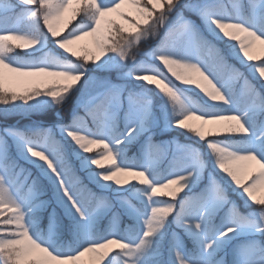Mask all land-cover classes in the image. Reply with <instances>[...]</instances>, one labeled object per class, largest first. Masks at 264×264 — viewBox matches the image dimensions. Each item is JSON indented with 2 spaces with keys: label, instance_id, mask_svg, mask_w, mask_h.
Masks as SVG:
<instances>
[{
  "label": "snow or ice",
  "instance_id": "1",
  "mask_svg": "<svg viewBox=\"0 0 264 264\" xmlns=\"http://www.w3.org/2000/svg\"><path fill=\"white\" fill-rule=\"evenodd\" d=\"M258 44L264 0H0V118L60 117L0 127V264H264Z\"/></svg>",
  "mask_w": 264,
  "mask_h": 264
},
{
  "label": "rangeland",
  "instance_id": "2",
  "mask_svg": "<svg viewBox=\"0 0 264 264\" xmlns=\"http://www.w3.org/2000/svg\"><path fill=\"white\" fill-rule=\"evenodd\" d=\"M244 2H246V0H244ZM75 23V22H73ZM71 27V25H69V28ZM67 31V29L65 30ZM146 48L148 47L147 45L145 46ZM255 55H264V53L261 52V48L260 45L258 44L256 47V50L254 52ZM164 70V69H162ZM166 71V70H164ZM153 104H154V112L156 113V125L153 129L154 135H153V140L156 143H161V142H172L175 141L176 143H179L181 145H193V146H197L199 147V145L197 144V142L195 141V138L190 134V133H186L181 129H175V128H171L165 125V105H166V101L162 98L159 97V101L157 102L156 100H153ZM48 110H54L53 112V116L55 121H48L46 120V118H42L39 117L40 115H42V113L48 111ZM170 108L168 109V113L170 114ZM5 119H7L9 124H15L18 127L24 128L27 127L29 125L32 124H36L42 127H50L52 125H54L59 119L60 117H58L57 115V110L55 109L54 106L49 107L46 106L45 104H41L37 109L32 110L28 113H23V112H19V113H14L10 116H8L7 118H0V127H5L8 126L7 124H5ZM71 120V112L70 111H66L63 114V121L64 122H68ZM146 136H141L138 140V142H136L135 144H133L127 152V155L129 157V159H134L136 157H138L139 155L142 154V147H146ZM14 147V146H13ZM100 150V146H97L96 149L94 151H99ZM203 151V149H202ZM176 155V149H175V144H172L169 147V156L166 159L161 160L160 162V168L161 169H168L170 166V161L172 160V158ZM107 165V162H105ZM25 167H29V165L27 163H25ZM254 171H258V166H254L253 168ZM123 178V177H122ZM264 194V193H262ZM180 195H183V193H180ZM51 207H56V210L58 213L61 214V219L64 220L65 222H67V217L63 215V209L60 208L58 205H56L53 201ZM51 207L49 208V211L51 210ZM124 218H128L131 221V224L134 223V221H132V219L130 217H123L122 218V227H127L130 226L129 225H124L123 223V219ZM45 218L42 217L39 221V226L42 229H46L47 227V221L44 220ZM101 225L103 228H106L108 226V218H105L104 220L101 221ZM70 233H65V239L70 238ZM57 247H59V241L54 240L53 241ZM85 259H88V257H85Z\"/></svg>",
  "mask_w": 264,
  "mask_h": 264
},
{
  "label": "trees",
  "instance_id": "3",
  "mask_svg": "<svg viewBox=\"0 0 264 264\" xmlns=\"http://www.w3.org/2000/svg\"><path fill=\"white\" fill-rule=\"evenodd\" d=\"M153 100H156L158 102L159 97L153 96ZM52 111H54V110H48V111L42 113V115H40L39 117L46 118V120H48V121H55L54 116H53L54 114ZM44 218H45L44 220L47 221L46 216ZM123 223H124V225H129V224H131V221L128 218H124Z\"/></svg>",
  "mask_w": 264,
  "mask_h": 264
}]
</instances>
